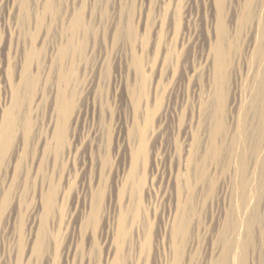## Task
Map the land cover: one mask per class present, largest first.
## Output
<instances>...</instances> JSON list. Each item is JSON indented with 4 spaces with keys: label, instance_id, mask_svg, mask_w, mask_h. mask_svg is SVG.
Returning a JSON list of instances; mask_svg holds the SVG:
<instances>
[{
    "label": "rangeland",
    "instance_id": "rangeland-1",
    "mask_svg": "<svg viewBox=\"0 0 264 264\" xmlns=\"http://www.w3.org/2000/svg\"><path fill=\"white\" fill-rule=\"evenodd\" d=\"M48 1L0 0V121L15 87L21 97L0 173V264H114L119 245L122 264H168L165 229L186 200L178 190L190 156L195 203L183 264L221 258L229 214L239 227L228 235L233 252L251 235L247 264H264V104L255 99L264 83V0L224 2L221 111L216 0H54L55 9ZM62 91L75 109L58 149L51 136Z\"/></svg>",
    "mask_w": 264,
    "mask_h": 264
},
{
    "label": "bare ground",
    "instance_id": "bare-ground-1",
    "mask_svg": "<svg viewBox=\"0 0 264 264\" xmlns=\"http://www.w3.org/2000/svg\"><path fill=\"white\" fill-rule=\"evenodd\" d=\"M216 5H218V8L220 10L219 12V16L218 19H216V25L218 26L217 31L220 34V42L216 45V47L214 48V55H215V60H214V65H215V71H216V81L218 83L220 87V91L217 94V99L219 101V111H221L223 108V103H224V89L222 88L223 85V72L225 70L226 67V60H225V56H226V52H225V48H224V41L223 39L225 38V34H226V27L224 24V18H223V10H224V5H225V0H216ZM252 1V0H251ZM254 1V0H253ZM56 2V0H55ZM264 2V1H263ZM54 0H49L48 1V9H51L53 6ZM254 2H250L248 4L249 7L252 6ZM54 7V6H53ZM55 9V7H54ZM248 10V9H247ZM221 13V14H220ZM82 25V13L79 12L77 13L74 18L72 19V24H70V30L72 32H77L80 30ZM262 26V25H261ZM264 28V27H263ZM260 30V29H259ZM262 36V35H261ZM264 40V39H263ZM70 45V44H69ZM69 45H65L64 49H63V54L68 53V49L70 48ZM77 47V46H76ZM73 49V48H72ZM67 55V54H66ZM264 66V65H263ZM28 67H26V69L23 72V76H22V81H28L29 78V73H28ZM263 83V82H262ZM215 96V95H214ZM254 97V96H253ZM20 88L19 87H15L14 91H13V101L11 103V106L4 112V114L2 113V121L1 125H0V173H1V168L3 166V163L5 161L6 158V154H7V150L9 149L11 143H12V138L14 136V131L16 126H17V122H18V117L16 114V109H19V106L21 104L20 102ZM258 102H260L261 104H264V83L262 86L259 85V88L257 90L256 93V98H255ZM217 102V101H216ZM255 103V102H254ZM257 104V103H256ZM263 104H262V108H263ZM208 105V104H207ZM57 113H58V120H56V124L54 126V131L53 132V136H51L57 146V148H63V145H65L66 142V137L68 135V122L74 112L75 109V104L73 102V100L71 98H69L64 91L59 92V95L57 97ZM169 108V107H168ZM216 108V107H215ZM250 108V107H249ZM207 109V108H206ZM244 109V108H243ZM209 110V109H208ZM257 111V110H256ZM263 112V110L261 111ZM167 113V112H166ZM251 114V113H250ZM249 114V115H250ZM260 114V112H259ZM166 115V114H165ZM248 115V118H249ZM263 120H264V112L261 114ZM81 117V111L78 110L75 113V117H74V122L77 123L79 121ZM163 116H160L159 120H162ZM241 117V116H240ZM255 117V116H254ZM253 118V117H252ZM261 118V117H260ZM27 119V118H26ZM1 120V119H0ZM241 122V121H240ZM26 123V122H25ZM150 123V122H149ZM148 123V124H149ZM262 123V122H261ZM29 126V123H27ZM263 124V128H264V123ZM27 126V125H26ZM32 127V126H31ZM222 124L219 123L217 125V130H221L222 129ZM261 127V126H260ZM27 128V127H26ZM31 130V129H30ZM30 130H27L26 132V136L29 135ZM146 128L142 129V141H141V147L145 146L144 145V137L146 134ZM49 131V130H48ZM215 131V130H213ZM262 131V130H261ZM249 132V131H248ZM212 133V132H211ZM256 133V131H255ZM45 134V133H44ZM49 135V133H48ZM220 135V134H219ZM239 135V134H238ZM39 136V135H38ZM236 136V135H235ZM248 135H246L247 137ZM15 137V136H14ZM25 138V137H24ZM49 139V137H47ZM252 138V137H251ZM51 139V138H50ZM262 139V138H261ZM50 140V141H53ZM245 141V140H244ZM263 141V140H262ZM45 145V144H44ZM247 145V144H246ZM58 148V149H59ZM143 148V147H142ZM145 148V147H144ZM241 148V147H240ZM45 149V148H44ZM48 149V148H47ZM217 149V148H216ZM217 151V150H216ZM215 151V153H217ZM219 151V150H218ZM210 152V151H208ZM238 153V152H237ZM188 154V153H187ZM137 155H135L133 163H132V169H131V175L134 174L135 172V166H136V160ZM195 157V156H194ZM242 157V156H241ZM234 160V159H233ZM193 156H190L189 161H188V170L186 172V174H184V178H183V186L179 187V193L182 192L184 189L187 190V195H186V200L180 202V204L178 205V212L175 216V218L172 221V224L170 227L166 228L165 232H168L169 235V239H170V246H171V253L168 254V257H170L168 264H183V260H184V254H185V246L182 243V239L185 238L189 232V227H190V215L191 212H193V206L195 202H193L194 198V186L193 184V178H195V172H194V166H193ZM196 164V163H195ZM186 165V164H185ZM197 165V164H196ZM240 165L243 167V169L245 170V161L244 158H242ZM224 166V165H223ZM239 167V166H238ZM239 169V168H237ZM242 169V170H243ZM186 170V169H185ZM246 171V170H245ZM197 172V171H196ZM202 172V171H201ZM239 172V171H238ZM237 172V173H238ZM202 175V176H201ZM201 180H205V176L203 174H201ZM239 175V174H238ZM195 176V177H194ZM199 176V177H200ZM230 176V175H229ZM47 177V176H46ZM198 177V178H199ZM244 179V177L242 178ZM199 181V180H198ZM203 182V181H202ZM205 182V181H204ZM240 182V181H239ZM200 183V182H199ZM198 183V184H199ZM249 183V181H248ZM239 185V183H238ZM198 186V185H197ZM250 186V185H249ZM262 185H259L257 188V197L261 198L264 197V190L263 192L260 191L262 188ZM44 187V186H43ZM184 187V188H183ZM264 187V186H263ZM242 189V188H241ZM224 190V189H223ZM222 190V192H223ZM243 191L245 189H242ZM246 191V190H245ZM221 192V193H222ZM44 193V192H43ZM245 193V192H243ZM242 193V194H243ZM46 194V193H45ZM226 196V195H225ZM7 197V195H6ZM45 199V207L47 209V211L50 209L52 202H53V196L51 193L45 195L44 197ZM238 201V200H237ZM246 203V202H245ZM255 205V204H254ZM249 207V206H248ZM232 209V208H231ZM237 210V209H236ZM50 211V210H49ZM229 211V210H228ZM242 211V210H241ZM234 212V211H233ZM239 212V211H238ZM235 213V212H234ZM228 216V215H227ZM261 216V215H260ZM227 218V217H226ZM255 218V217H254ZM238 219V218H237ZM249 221V220H248ZM252 221V219H251ZM222 222V221H221ZM251 223V222H250ZM249 223V224H250ZM254 222H252L253 224ZM238 222L236 221L235 217L233 214H229V217L227 218V220L225 221L224 227L222 229V235L220 237V242L221 244H223L222 246V256L221 258L215 263V264H247L246 261V257H247V252L249 250V248L251 247L250 244V239H251V235L247 236L246 241H243L239 244L238 250L239 252H233V249H235L234 247V243L233 241H230L228 239V235L238 232V228H237ZM251 226V224H250ZM44 227V225L42 226ZM45 229V228H44ZM241 229V228H240ZM250 229V228H249ZM248 229V231H249ZM243 231V230H242ZM119 236L122 237L125 235L126 233V227H125V222L124 219L121 220V223L119 224ZM247 232V231H246ZM43 233V232H42ZM253 233V232H251ZM250 233V234H251ZM42 235V234H41ZM165 235V234H164ZM242 237V236H241ZM165 242V241H164ZM169 243V242H168ZM44 244V234L43 236H40L39 239H37V241L34 244V250L39 251L41 249V247ZM238 244V243H237ZM213 246V245H212ZM237 246V245H236ZM235 251V250H234ZM221 253V252H219ZM36 254V253H35ZM249 254V253H248ZM253 257V256H252ZM31 259V258H30ZM123 261V251H122V246L119 245L117 252H116V257H115V262L114 264H122ZM17 264H22L21 262H17Z\"/></svg>",
    "mask_w": 264,
    "mask_h": 264
}]
</instances>
